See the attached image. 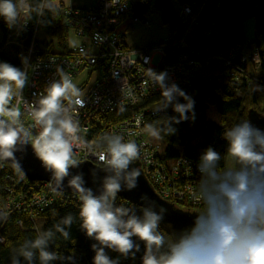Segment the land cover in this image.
Returning <instances> with one entry per match:
<instances>
[{"label":"clouds","instance_id":"clouds-1","mask_svg":"<svg viewBox=\"0 0 264 264\" xmlns=\"http://www.w3.org/2000/svg\"><path fill=\"white\" fill-rule=\"evenodd\" d=\"M58 12L53 0H0V17L10 29L23 28L34 17L41 21L48 15L54 18ZM21 63L23 69L0 62V166L11 162L23 179L26 171L22 161L30 146L53 177L54 190L62 189L67 179V185L78 194L79 226L86 237L96 241L91 245L92 264H120L121 258L135 260L141 243V264H264V128L245 120L224 133L227 167H221V153L212 146L201 153L197 164L201 180L192 197L202 204V211L169 239L160 230L167 209L147 194L140 196L139 210L116 204L120 192L139 187L141 172L134 165L140 158V148L135 141L125 142L123 135L108 133L91 144L85 141L79 120L72 114L85 106L84 93L60 67L56 68L59 78L48 84L39 99L26 102L23 90L28 83L27 58L21 57ZM147 71L152 85L161 90L156 111L171 105L178 114L164 119L161 126H144L143 133L159 140L162 133H175L173 124L195 120V101L175 83H167V72ZM178 97L185 103L177 102ZM14 100L24 103L31 124L23 122V113ZM77 149L93 152L105 165L98 193L85 186L82 172L71 171L81 165ZM6 218L0 211V220ZM75 220L69 213L53 229L25 239L14 250L11 264H21V257L26 264L36 260L50 264L61 259L57 252L48 250L49 245L57 233L69 239ZM106 249L118 253V257L110 258Z\"/></svg>","mask_w":264,"mask_h":264},{"label":"built area","instance_id":"built-area-1","mask_svg":"<svg viewBox=\"0 0 264 264\" xmlns=\"http://www.w3.org/2000/svg\"><path fill=\"white\" fill-rule=\"evenodd\" d=\"M204 1L200 0L196 6L173 3L175 13L185 23L181 36L169 39L167 35L159 43L143 47L127 46L119 26L122 25L126 30L123 22L127 20L129 24L141 22L145 28L149 27L147 19L134 13L146 0H116V3L115 0H112V3L110 0H96L91 8L64 5V23L78 38V42L68 46L66 51L50 52L43 45L35 47V42L39 40L36 25L32 29L31 40L27 46L23 47L17 40L21 28L10 29L6 36V44H14L19 49L21 69L24 68L21 57L28 60V83L23 90V99L26 102L31 104L38 100L48 84L59 78L56 76V68L64 69L84 93L85 106L72 113L79 120L82 138L91 144L108 133L123 135L125 142L135 141L140 148V158L137 160L139 168L156 193L174 204L185 203L202 208V204L192 197L201 180L197 170L199 160L192 162L182 156L165 157L163 144L159 140L150 139L142 131L145 116H159L168 108L157 112L158 106H137L160 90L152 85L147 69L156 73L167 72V83L176 85H183L197 77L205 79L210 74L233 80L244 78L245 81L258 82V79L246 70L247 65L257 68V50L248 51L237 45L228 56H209L203 64L196 62L188 53L192 50L187 46L184 37L189 27L195 23ZM97 37L101 39L98 40ZM168 48H175L180 52L172 60H166L165 52ZM154 56L159 57L156 64L152 63ZM204 67H214V70L201 73ZM13 104L23 113V122L26 125L31 124L32 118L24 103L17 104L14 100ZM133 107L136 108L135 111ZM127 109L130 111L125 116L114 119L111 117V114ZM137 120L140 121L139 125ZM38 131L34 129V132ZM76 156L80 161L104 165L97 155L86 149H77ZM5 179V195L0 200V211L4 212L6 217L16 210L26 211L29 218H33L55 201L67 199L72 193L54 190L50 181H33L30 189L24 191L28 184L25 177L21 179L19 176L6 174ZM18 179L22 186L16 193L14 190ZM4 220H0V230ZM2 241L0 234V242Z\"/></svg>","mask_w":264,"mask_h":264},{"label":"trees","instance_id":"trees-1","mask_svg":"<svg viewBox=\"0 0 264 264\" xmlns=\"http://www.w3.org/2000/svg\"><path fill=\"white\" fill-rule=\"evenodd\" d=\"M55 1H57L55 4L59 9L58 15L54 18L48 15L43 18V21L34 17L26 27L21 28L17 40L23 47L29 44L32 29L36 25L46 38L37 40L35 47L43 45L50 52L66 51L68 49V28L64 23V5L61 4V0ZM35 2L36 0H33V3ZM206 2L209 3L207 10L211 21L210 25L192 42H186L185 40L187 46L192 50L188 53L196 62L203 64V61L209 56H228L237 45L244 47L248 51L257 50L259 63L255 73H251V75H254L258 82L252 83L251 80L245 81L244 78L233 80L228 77L210 74L205 79L197 77L183 85H177L194 99L195 120L189 119L179 124H173L172 126L176 129L175 133L169 136L162 133V138L159 141L163 144L165 157L175 158L184 157L185 155L184 158L192 162L198 161L201 153L207 147L212 146L221 153L220 165L223 168L227 164L225 159L227 145L223 138L224 133L236 124L247 120V111L250 108L264 115V0H205L203 3ZM173 3L177 5L188 3L196 6L200 3V0H146L145 4L137 7L134 13L142 16L144 14L149 15L151 11L157 10L160 13L162 24L168 29L169 39H172L173 36H181L185 27L183 19L173 9ZM249 16L254 19L253 37L245 40L241 23L243 18ZM9 31L10 28L7 27L3 18L0 17V62H7L21 68L18 47L14 44H6V36ZM179 52L180 50L175 48H168L165 52V59L172 60ZM251 84L254 85L251 86ZM161 99V90H159L158 93L141 101L137 107L148 105L157 107ZM177 102L185 103L179 97ZM207 108L212 109L217 121L207 118L205 114ZM133 109L134 111L136 110L134 107ZM129 111V109L121 110L117 113L115 112L116 114H111V117L113 119L120 118ZM174 116L178 117V114L173 111L170 105L168 110L159 116H145L144 126L149 123L161 126L164 119ZM6 174H13L18 177L9 163L4 162L3 166H0V200L5 195ZM17 181L18 184H15L16 188L14 190L16 193L20 191L22 186L20 180L18 179ZM27 181L28 184H26L24 191L29 190V187L34 183L33 181ZM79 203L78 195L72 192L67 199L55 201L51 206L46 207L33 216V218H29L26 211L14 210L9 213L0 230V234L3 237V241L0 242V264H11L14 250L18 249L25 239H34L39 232L53 229V226L69 213L76 217L69 229V239L65 240L57 233L54 242L49 245L48 250L57 252L61 257V259L53 261V263L92 264L94 252L91 245L96 243V241L86 237L79 226ZM116 204L130 208L136 207L135 205H130L119 196L116 198ZM176 206L182 209L202 211V207H192L185 203H177ZM137 209L139 210V207ZM160 230L166 238H172L164 227L161 226ZM105 251L110 258H117L119 255L108 249ZM142 253L143 244L141 243V252L136 254V259L121 258L120 264H141L140 257ZM20 259L21 264H26L22 257ZM34 264H39V261L36 260Z\"/></svg>","mask_w":264,"mask_h":264},{"label":"water","instance_id":"water-1","mask_svg":"<svg viewBox=\"0 0 264 264\" xmlns=\"http://www.w3.org/2000/svg\"><path fill=\"white\" fill-rule=\"evenodd\" d=\"M247 120H250L255 126L264 128V115L250 108L247 111ZM19 155V154H18ZM11 166V162H7ZM23 167L26 171L25 178L29 181H50L52 188H55V181L51 174L47 172L41 165L40 161L35 158L29 146L27 152L22 161ZM135 167L139 168L138 161L135 162ZM141 176L139 178V187L131 192L123 191L117 196L126 200L127 202L140 207V196L147 194L151 200L155 201L157 205L163 206L167 209V216L165 221L161 224L172 236L176 232L186 228L192 223L193 217L199 212L194 209H182L176 206L174 203L160 197L150 183L143 175L141 169ZM73 174L82 172L84 174L85 186L91 188L94 192L98 193L101 186L102 178L105 173V165H97L89 161H81V165L78 169L71 170ZM57 191H68L77 194L72 188L67 185V179L65 180V186L62 189H56Z\"/></svg>","mask_w":264,"mask_h":264},{"label":"rangeland","instance_id":"rangeland-1","mask_svg":"<svg viewBox=\"0 0 264 264\" xmlns=\"http://www.w3.org/2000/svg\"><path fill=\"white\" fill-rule=\"evenodd\" d=\"M71 2H79V1H88V0H67L66 3ZM94 1V0H91ZM209 3H204L202 10L200 11L196 22L188 29L186 33V42H192L195 40L199 35H201L210 25V19L208 16V10L207 6ZM176 5V4H175ZM140 17H143L144 19H147L149 22V27L145 28L144 25L141 22H131V28L124 30L122 25L119 26V29L123 31V35L125 38L126 45L129 47L132 46H147L151 44L159 43L161 40H163L168 35V29L165 25L162 24L160 13L157 10L151 11L149 15H142ZM242 32L243 37L245 40H249L253 37V28H254V19L252 16L246 17L242 19ZM39 40H42L45 37L44 34H42L40 31L38 33ZM78 42V38L74 36L73 32L71 30H68V40L67 44L68 46H72ZM244 48V47H243ZM159 60L158 56H154L152 58V63L156 64ZM214 68V67H213ZM211 67H204L201 69V73H210ZM246 70L249 73L254 74L256 69L255 67L251 65L246 66ZM94 75V74H93ZM92 75V77H93ZM254 84H251L253 86ZM184 91V90H183ZM205 114L208 119L217 121V117L215 116L212 109L207 108L205 110ZM148 136V135H147ZM149 137V136H148ZM152 140H157L149 137ZM228 166V162L225 167ZM176 205V204H175ZM53 262V261H52ZM50 262V263H52Z\"/></svg>","mask_w":264,"mask_h":264},{"label":"crops","instance_id":"crops-1","mask_svg":"<svg viewBox=\"0 0 264 264\" xmlns=\"http://www.w3.org/2000/svg\"><path fill=\"white\" fill-rule=\"evenodd\" d=\"M66 1L67 0H61V4H63V5H67V4H69L71 7H74V8H91V7H93L94 5H95V3H96V0H94V1H91V0H88V1H86V2H84V1H79V2H71L70 1V3H66ZM54 3H56L57 1H53ZM124 23V25H125V29H129V28H131V25H132V23L131 24H129L128 23V21L126 20L125 22H123ZM214 70V68H211L210 69V71L209 72H212Z\"/></svg>","mask_w":264,"mask_h":264},{"label":"bare ground","instance_id":"bare-ground-1","mask_svg":"<svg viewBox=\"0 0 264 264\" xmlns=\"http://www.w3.org/2000/svg\"><path fill=\"white\" fill-rule=\"evenodd\" d=\"M235 48V47H234ZM240 81V80H239ZM151 100V99H150ZM146 102H148V101H146ZM150 103V102H149ZM148 105V104H147ZM149 106V105H148ZM140 107V106H139ZM133 109V108H132ZM128 110V109H127ZM129 113V112H128ZM154 139V138H153ZM178 154V153H177ZM179 155V154H178ZM184 157H185V155H184ZM198 157V156H197ZM172 158H174V157H172Z\"/></svg>","mask_w":264,"mask_h":264}]
</instances>
